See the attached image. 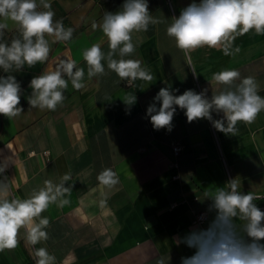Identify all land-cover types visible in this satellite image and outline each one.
Listing matches in <instances>:
<instances>
[{"label":"crops","instance_id":"1","mask_svg":"<svg viewBox=\"0 0 264 264\" xmlns=\"http://www.w3.org/2000/svg\"><path fill=\"white\" fill-rule=\"evenodd\" d=\"M50 2L54 19L73 28V38L52 43V37H46L51 45L48 61L11 73L21 84L24 111L10 120L0 115V165L7 164L0 179L6 177L10 198H26L45 179L58 183L70 173V203L63 208L50 205L42 213L50 220L46 241L33 246L21 229L18 247L0 252V264H35L34 248L39 247L55 257V264H156L170 255L172 264H179L187 250L177 247L174 238L199 224L194 217L206 210L204 193L224 186L226 169L240 180L241 191L264 193V111L251 124L238 122L232 135L207 119L189 123L179 108L171 132L156 131L146 110L153 103L159 107L154 97L161 87L178 89L174 95L207 89L211 98L223 88L212 82V75L224 69L255 77L264 96V35L250 31L237 37L233 47L240 52L232 56L207 47L185 54L166 28L192 0H148L150 14L160 23L133 33L139 43L126 59L140 60L153 80L125 85L106 63L105 74L88 78L82 55L96 43L107 53V38L92 24L101 23L106 11L120 10L124 0ZM8 23L6 42L19 36L15 24ZM65 58L85 69V87L77 91L69 82L65 100L55 111L31 108L30 80L54 70ZM0 75L6 74L0 70ZM129 96L136 97L132 105L124 102ZM221 116L213 112V120ZM176 143L182 145L178 155L172 152ZM171 161L177 166L170 167ZM105 168L119 177L111 190L96 179ZM255 202L260 206L264 198Z\"/></svg>","mask_w":264,"mask_h":264},{"label":"clouds","instance_id":"2","mask_svg":"<svg viewBox=\"0 0 264 264\" xmlns=\"http://www.w3.org/2000/svg\"><path fill=\"white\" fill-rule=\"evenodd\" d=\"M50 0H0V115L9 120L24 110L21 106L22 87L14 71L24 66H35L48 61L52 43L68 42L74 29L66 28L62 20L54 19ZM9 21L15 24L19 36L4 41ZM160 23L150 14L148 0H124L120 10L106 11L102 22H93L107 38L105 53L99 43L83 51L87 65V77L114 72L121 81L143 80L151 82L150 71L142 67L140 60L131 59L139 41H133V33L146 32L150 24ZM250 31L264 35V0H192L180 10L178 16L166 28L174 38L176 47L189 54L198 48L219 49L225 56L240 52L233 47L237 37ZM119 57L118 59L116 57ZM212 82L223 86L222 90L207 96V89L200 93L185 90L174 95L178 89L161 87L148 106L146 115L154 130L171 132L177 109L183 110L189 123L201 119L212 121L214 127L225 134L238 131V122L253 123L264 111L255 77H242L235 69H224L212 75ZM85 69L71 58L59 60L54 70H48L30 80L31 108L55 111L65 100L64 92L69 86L79 91L85 87ZM136 97H126L127 105L135 103ZM213 112L222 114L213 120ZM7 164L0 165L3 173ZM70 173L59 182L45 179L43 185L34 188L26 198L11 197V187L6 177L0 179V252L18 247L21 229L25 240L35 246L48 239L50 220L42 216L50 205L63 208L70 203L67 198L73 185ZM98 183L111 190L119 183V177L111 168L103 169L96 177ZM67 185V186H66ZM241 182L230 178L224 186L213 192H205L206 210L199 217L200 223L183 235L174 238L177 247L187 251L179 257V264H264V209L255 202L259 197L252 192L241 191ZM103 204L104 201H101ZM35 264H55V257L45 247L34 248ZM156 264H172L171 255L160 257Z\"/></svg>","mask_w":264,"mask_h":264},{"label":"built area","instance_id":"3","mask_svg":"<svg viewBox=\"0 0 264 264\" xmlns=\"http://www.w3.org/2000/svg\"><path fill=\"white\" fill-rule=\"evenodd\" d=\"M131 84H132V81L130 82V81L125 80V85H131ZM181 149H182V145L179 144V143H176V144L172 145V152H173L174 155H178V154L180 153ZM30 153H32V152H30ZM44 153L47 154V151H45ZM221 160H222V162H223L224 165H225V161H224L223 156H221ZM169 166H170V167H176V166H177V163H176L175 161H171V162L169 163ZM225 167H226V165H225ZM226 172H227V181H228V180H229L230 178H232V177H231V175H230V173L228 172L227 169H226ZM174 176H177V175H174ZM253 194L256 195V196L259 197V198H264V193H253ZM260 207H261V209H264V203H262V204L260 205ZM204 212H205V211H199L198 213L195 214V217H194V222H195V223H200V221H199V217H200L201 214H203Z\"/></svg>","mask_w":264,"mask_h":264}]
</instances>
